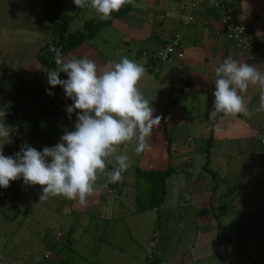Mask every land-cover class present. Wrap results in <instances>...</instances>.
Here are the masks:
<instances>
[{
    "label": "crops",
    "instance_id": "crops-1",
    "mask_svg": "<svg viewBox=\"0 0 264 264\" xmlns=\"http://www.w3.org/2000/svg\"><path fill=\"white\" fill-rule=\"evenodd\" d=\"M189 2H193L194 6L187 12L184 7ZM223 4L236 20L250 28L254 39L264 43V0H223ZM219 19L220 10L208 0H134L125 16L114 18L109 24L119 35L115 40L117 46L123 42L137 48L135 55L131 48L123 52L118 50L119 53L128 54L133 60L142 56L145 59V74L155 84L159 81L158 76L163 77L161 82L164 81L165 92L161 94H165L168 102L175 100L172 101L175 109L168 108L164 113L158 111L157 114L161 113L159 116L163 117V136L158 137V140H162L163 145L167 144L175 157L181 159V162L175 160L174 163L170 162V156L167 158V166L174 170L164 180L165 193L158 207L137 210L134 200L128 210L119 208L122 212H118L116 219L124 222L128 218H135L137 213L144 214L151 210L159 213L158 220L163 218V223L172 221V225L179 227L183 217L192 214L190 221L195 225L196 236L187 253L191 262L215 256L221 251L219 241L223 237L217 233L218 222L224 226L226 235L228 225L242 224L243 217L252 216L257 209L264 212V202L257 201L261 197L258 182L264 181V160H261L262 174L250 168L251 163L256 162L252 156L258 153L264 156V147L256 142V135L264 126V112H255L259 105V87L250 85L243 94L246 106L253 112L251 118L243 114L222 120L217 117L215 121L208 118L215 99L212 93L215 91L216 67L232 56L264 72V49L259 52L258 60L249 59L247 53L225 38ZM186 20L188 22L185 24ZM175 33L180 34L181 59L172 57L169 61L159 63L149 61L142 55L143 51L153 52L162 48ZM96 51L95 55H98L99 51ZM96 60L98 62V58ZM183 78H186L185 84ZM174 83L177 90L174 89ZM184 85L189 89L183 90ZM167 153L170 154L169 151ZM153 158V155L146 157L149 163ZM164 163L161 161L159 166L154 163L156 167L149 169L163 168ZM248 171L251 173L248 174ZM120 183L124 184V179ZM112 184L108 182L105 192L120 194L119 182L115 186ZM93 188L87 206L68 200L66 213L77 215V221L71 222L68 233H73L74 225L86 229L91 226L89 223L92 220L100 221L106 214L100 190ZM72 204L75 212L71 208ZM177 213L179 218L176 217ZM80 220H83L82 225ZM155 244V255L157 252L162 255V258L157 256L161 264L170 261L184 264L182 259H178L179 254L174 258L165 256L156 241Z\"/></svg>",
    "mask_w": 264,
    "mask_h": 264
},
{
    "label": "rangeland",
    "instance_id": "rangeland-1",
    "mask_svg": "<svg viewBox=\"0 0 264 264\" xmlns=\"http://www.w3.org/2000/svg\"><path fill=\"white\" fill-rule=\"evenodd\" d=\"M46 2L47 0H0V73L9 66L32 80L39 76L46 77L49 69L36 57L39 48L49 44L53 36V24L46 21L43 13ZM57 14L67 16L66 29L71 32L82 30L85 20L98 18L93 9H79L73 0H61ZM118 36L112 27L106 25L93 38L61 55L64 58H79L81 54V58L87 57L95 61L98 70H103L110 62H120L122 57L130 58L128 54H121L118 50L123 52L131 48L135 55L136 47L130 44L127 46L123 42L117 46L115 40ZM96 50L99 51L98 55H95ZM141 57L135 61L144 65L145 59ZM97 58L101 64L97 62ZM62 76L63 79L67 78L65 73H62ZM158 79L155 84L153 79L150 80L144 74L137 85L155 109L154 116L174 107L172 101L168 102L165 94H161L165 92L164 81L161 82L163 77L160 75ZM174 85L177 90L176 83ZM59 91H64L61 86ZM158 111L161 113L157 114ZM162 130L161 124L154 129L148 141L151 151L140 155L135 153V140L117 146V153L114 155H128L131 158V167L123 173L124 184H118L120 194L105 192L109 182L107 174L115 165L113 157L106 159V169L103 173H98L97 181L93 185L100 190V199L106 214L100 221L92 220L87 230L74 225L73 233H68L71 222L77 221L76 214L66 213L68 199L62 196L49 197L40 202L42 186L25 185L22 179L13 181L12 185L18 192L16 199L0 203V264H149L150 258L146 254V248L152 240L165 252V256L174 258L179 254L178 259H182L184 264H264V212L260 209L252 216L243 217L242 224L228 225L226 237L219 241L221 251L218 254L195 262H191L187 254L196 236L195 225L190 221L192 214H186L179 227L172 225V221L163 223V218L158 220L159 213L151 210L144 214L137 213L135 218H128L124 222L116 219L118 212L122 210L119 208L128 210L132 207L136 192L141 193L143 198H148L146 183L137 175L136 169L155 168L161 161L165 162V168L169 163V156L170 162H181V159H177L171 149L167 148V144L163 145L162 140H158V137L163 136ZM7 141L8 139H0L2 149ZM35 143L38 141L33 137L21 140V146ZM149 155L154 156L151 163L146 159ZM251 158L256 162L251 163L250 168L254 169L255 173L259 171L262 174L261 160H264V156L258 153ZM250 173L248 171V174ZM258 186L261 197L257 201L261 203L264 202V181L258 182ZM74 204L71 205L73 212ZM176 217L179 218L180 215L177 213ZM79 223L82 225L83 220ZM56 230L62 234L58 238L54 235ZM48 249L51 255L44 259L42 255ZM156 256L162 258L161 253L158 255L157 252ZM168 264L173 263L170 261Z\"/></svg>",
    "mask_w": 264,
    "mask_h": 264
},
{
    "label": "clouds",
    "instance_id": "clouds-1",
    "mask_svg": "<svg viewBox=\"0 0 264 264\" xmlns=\"http://www.w3.org/2000/svg\"><path fill=\"white\" fill-rule=\"evenodd\" d=\"M73 2L79 9H93L102 21L110 20L124 5L134 4V0ZM54 51L56 68L46 72L47 82L52 87L61 86L73 101L66 111L69 120L73 113L76 115L75 130L65 132L59 143L42 151L24 144L13 156H5L0 149V187L8 188L10 181L22 179L25 185L42 186L40 202L62 196L87 206L98 173L106 169L107 158L115 160L107 174L109 183L122 181L123 173L131 167L128 155H114L117 146L135 140L136 155L151 151L148 141L163 117L154 116L151 102L137 87L146 71L142 63L122 57L120 62H110L98 70L95 61L87 57L64 58L60 49ZM60 73L67 78L61 79ZM215 74L210 120L240 114L251 118L253 112L243 95L250 85L260 89L255 112H264V72L228 56L216 67ZM48 94L52 95L50 91ZM6 115V108H0V139L10 138L13 131L5 121Z\"/></svg>",
    "mask_w": 264,
    "mask_h": 264
},
{
    "label": "trees",
    "instance_id": "trees-1",
    "mask_svg": "<svg viewBox=\"0 0 264 264\" xmlns=\"http://www.w3.org/2000/svg\"><path fill=\"white\" fill-rule=\"evenodd\" d=\"M60 1L47 0L43 9L46 21L53 24V36L49 44L39 48L36 57L49 70L56 68L55 49H60L61 54H66L79 47L86 40L93 38L103 26L109 25L114 18L125 16L132 6V4L124 5L107 21L98 18L87 19L83 22L82 30L71 32L66 29L67 16L57 14ZM60 78L63 79L62 73ZM59 87L49 85L45 76L32 80L9 66L3 69L0 75V107L6 108L5 121L13 129L11 137L2 149L5 156H13L17 153L23 138H35L38 143L28 145L42 151L46 146L52 147L59 143L65 132L75 130L76 115L73 113L72 119L69 120L66 111L67 106L73 101L65 96L64 91L60 92ZM49 91L52 95L48 94ZM206 165L205 163L204 166ZM173 170L174 168L168 166L165 169H136L137 175L146 183L147 192L149 191L147 199L136 192L135 208L137 210L152 209L161 204L165 193L164 180ZM12 183L13 181H10L8 188L0 187V203L16 199L18 192ZM112 185L115 186L116 183ZM13 208L17 207L13 204ZM216 229L219 236L226 237L225 228L219 222ZM153 255L148 260L149 264H161L155 253Z\"/></svg>",
    "mask_w": 264,
    "mask_h": 264
},
{
    "label": "built area",
    "instance_id": "built-area-1",
    "mask_svg": "<svg viewBox=\"0 0 264 264\" xmlns=\"http://www.w3.org/2000/svg\"><path fill=\"white\" fill-rule=\"evenodd\" d=\"M208 2L220 10L219 21L225 38L229 41H232L240 51L247 53L249 59L258 60L259 52L264 49V43L254 39L250 28L245 23L235 19L232 13L225 8L223 0H208ZM193 6L194 3L189 2L187 5H185L184 9L185 11L189 12ZM187 22V20L184 21L185 24ZM179 41L180 34L175 33L168 43H166L162 48L153 52L143 51L142 55L148 60L159 62L169 61L172 57L181 59L183 57V52L180 50ZM182 80V82L185 84L186 78H183ZM188 89L189 87L184 85L183 90L186 91ZM256 142L259 146L264 147V126H262L257 133ZM54 235L55 238H58L61 236V232L56 230ZM155 247L156 244L153 240L148 243L146 254L149 258L152 256ZM50 255L51 251L48 249L44 251L42 257L47 259Z\"/></svg>",
    "mask_w": 264,
    "mask_h": 264
}]
</instances>
